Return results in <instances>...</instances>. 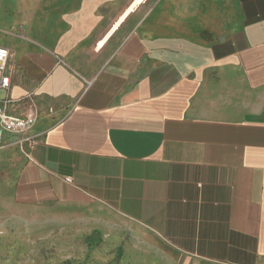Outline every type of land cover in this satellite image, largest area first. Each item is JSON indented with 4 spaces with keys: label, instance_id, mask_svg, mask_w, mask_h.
I'll return each instance as SVG.
<instances>
[{
    "label": "crops",
    "instance_id": "1",
    "mask_svg": "<svg viewBox=\"0 0 264 264\" xmlns=\"http://www.w3.org/2000/svg\"><path fill=\"white\" fill-rule=\"evenodd\" d=\"M0 45L37 111L0 128V203L31 234L264 264V0H0Z\"/></svg>",
    "mask_w": 264,
    "mask_h": 264
},
{
    "label": "rangeland",
    "instance_id": "2",
    "mask_svg": "<svg viewBox=\"0 0 264 264\" xmlns=\"http://www.w3.org/2000/svg\"><path fill=\"white\" fill-rule=\"evenodd\" d=\"M8 205L0 203V264H123L122 252L102 244L88 249L79 238L31 234Z\"/></svg>",
    "mask_w": 264,
    "mask_h": 264
},
{
    "label": "built area",
    "instance_id": "3",
    "mask_svg": "<svg viewBox=\"0 0 264 264\" xmlns=\"http://www.w3.org/2000/svg\"><path fill=\"white\" fill-rule=\"evenodd\" d=\"M8 59V49L0 45V128L15 135H26L37 118L35 102L32 95L18 101L10 98L11 77L6 70ZM18 102H22L26 108L22 116H16L10 112V107ZM31 142H33L31 137H24L21 141L22 144ZM66 181L69 182L70 179H66Z\"/></svg>",
    "mask_w": 264,
    "mask_h": 264
},
{
    "label": "trees",
    "instance_id": "4",
    "mask_svg": "<svg viewBox=\"0 0 264 264\" xmlns=\"http://www.w3.org/2000/svg\"><path fill=\"white\" fill-rule=\"evenodd\" d=\"M101 242V237L96 233L92 234L86 239L88 249L96 247Z\"/></svg>",
    "mask_w": 264,
    "mask_h": 264
}]
</instances>
